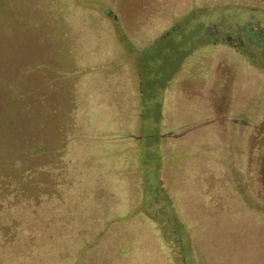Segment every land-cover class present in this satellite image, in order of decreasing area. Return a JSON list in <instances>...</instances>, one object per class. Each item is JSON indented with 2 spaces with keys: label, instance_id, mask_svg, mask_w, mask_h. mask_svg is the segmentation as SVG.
Instances as JSON below:
<instances>
[{
  "label": "rangeland",
  "instance_id": "rangeland-1",
  "mask_svg": "<svg viewBox=\"0 0 264 264\" xmlns=\"http://www.w3.org/2000/svg\"><path fill=\"white\" fill-rule=\"evenodd\" d=\"M6 1H15L22 19L24 61L19 72L4 66L0 147L39 166L40 192L52 188L37 211L59 235L54 248L95 241L82 260L111 264H264V126L257 130L264 103L240 114L239 69L227 64L243 63L212 45L215 37H264V0ZM82 26L93 35L86 43ZM117 59L123 68L105 84L99 65ZM256 67L242 73L264 85ZM76 130L137 139L110 150L101 142L86 151L87 139L70 144L65 162L51 165L56 174L45 171L46 159L27 153ZM109 155L115 159L74 167L76 159ZM104 207L110 219L101 223Z\"/></svg>",
  "mask_w": 264,
  "mask_h": 264
},
{
  "label": "trees",
  "instance_id": "trees-1",
  "mask_svg": "<svg viewBox=\"0 0 264 264\" xmlns=\"http://www.w3.org/2000/svg\"><path fill=\"white\" fill-rule=\"evenodd\" d=\"M24 1V0H23ZM17 6L20 0H16ZM28 3H25L28 7L33 5L34 0H28ZM14 2H7L6 0H0V83L3 84L5 81L6 72L4 66H11V70L18 71V66L23 63L24 55L19 51L18 48V34H21V17L18 15V7L13 9ZM244 4V3H243ZM245 5V4H244ZM11 11L7 13L8 18L4 19L5 11ZM27 14V13H26ZM24 14V19L26 18ZM50 18L54 17L55 13L52 14ZM2 16V18H1ZM84 28V26H82ZM26 30L28 26L26 25ZM86 30V31H85ZM82 35L80 40H84L85 43L93 38V35L90 33L89 27L81 30ZM57 35V33L55 32ZM57 37L56 40L57 41ZM25 47H29V44H21ZM85 44H83L84 46ZM89 46V44H87ZM186 56V54H185ZM123 62L120 59L115 60L114 62H104L102 65H99L100 69L103 72L108 73V76L105 77V84L109 83L112 79L113 71L123 68ZM98 70V68L96 69ZM95 70V71H96ZM19 72V71H18ZM21 75V72H20ZM20 75H17L18 79L21 78ZM232 119L231 121H240L239 119ZM230 121V120H229ZM253 124V123H252ZM263 124V125H262ZM250 123H247V126H250ZM253 126V125H251ZM264 126V118L261 124H258L257 130ZM80 131L76 130L73 133L67 135L66 139L64 137H59L58 143L50 148H45L42 144L35 143L28 150V154L31 158L43 157L47 160V164L44 167L45 171L50 170L54 174L53 166H58L59 163L65 162L64 158L67 155L66 150L70 144L84 142V139L90 141L85 148H88L86 151H91L95 149L98 145L105 149L114 148V143H127L128 146H131L132 141L137 139L136 137L131 136L130 134H124L123 132L117 133L116 135L103 137H96L88 135H81ZM259 135H263L258 133ZM109 140L111 142H109ZM93 144V146H92ZM97 145V146H96ZM127 154H131L129 150H126ZM58 154L57 156H51L52 154ZM89 156V155H88ZM114 155H109L107 157H96L90 159H76L75 168L83 166L87 161L88 166L94 165L92 161H101L103 160L110 161L114 160ZM125 159V158H122ZM56 161V162H54ZM57 161H59L57 163ZM82 161H84L82 163ZM37 167V168H36ZM39 166H34L32 164H27L25 161H22L16 150H8L3 147H0V264H111V262L104 261H93L92 258L82 260L83 250L92 248L95 243L91 240L81 242V246L76 244L68 246L66 242H59L58 245L54 248L52 239H59V235H55L52 231L49 230V224L45 222L44 215L40 214L37 211V202L41 203L45 201L48 196H54L52 188L49 186L51 192H40L42 186L38 183L37 170ZM67 167H61V170H65ZM37 169V170H36ZM123 179V178H122ZM121 179V180H122ZM123 182H117L114 184V187L117 188L119 192H122L125 186V180ZM109 190V189H108ZM104 197L103 203H109L111 199V194ZM121 198L122 194L120 195ZM45 197V199H43ZM107 198V199H106ZM113 198V197H112ZM91 197H87L84 203V207H88L91 203ZM121 210L123 211L122 217L128 211L125 208V200L121 201ZM103 206H107L104 204ZM105 209V207H104ZM135 210V209H134ZM132 210V211H134ZM100 212H105L99 210ZM88 212V211H87ZM84 213V214H87ZM109 212L102 213V222L110 219L108 214ZM87 217V215L85 216ZM89 219V217H87ZM45 222V223H44ZM37 224H44V227L37 226ZM98 236V234H96ZM66 239L63 236V232L60 234V240ZM123 247L117 249L120 252ZM68 250L67 255L65 252Z\"/></svg>",
  "mask_w": 264,
  "mask_h": 264
},
{
  "label": "flooded vegetation",
  "instance_id": "flooded-vegetation-1",
  "mask_svg": "<svg viewBox=\"0 0 264 264\" xmlns=\"http://www.w3.org/2000/svg\"><path fill=\"white\" fill-rule=\"evenodd\" d=\"M218 44L224 46L227 50H229L233 54L230 58L232 61L233 59L236 60L237 58L238 61L240 60L243 63V64H234L232 62V66H230L229 64L227 65L228 67H230V71L236 72L237 71L236 69H239L238 70L239 73H237L239 82L236 83L235 85L240 88L239 96L241 95V98L236 96L235 100L241 99L240 101L245 103L244 110H242L240 114H244V113L246 114L247 112L249 114H253L254 108L256 106V105L253 106L254 103L255 104L264 103V85L262 83H259V80L255 78V75L253 76L252 74H249L248 72L243 74L242 72L246 71L247 70L246 67L248 66H251L252 69H254L253 67L257 66L258 69H260L261 71L264 70V37L263 36L258 37L256 40L251 35H244V36L236 35L234 37L224 36L220 38L215 37L214 41L212 42V45L216 46ZM255 50L258 51L257 55H258L259 61L257 62L254 59V57H256L254 54ZM248 54H250L252 57L248 56ZM236 66H241V68H238ZM249 75L254 77L253 81L247 80L246 77H248ZM262 79L264 82V76L262 77ZM246 93L249 94V96H247ZM213 94H215V91L213 92ZM163 96L164 95H162V98H164ZM231 100L232 99H231V96L229 97V94H228V97L224 98V101L228 102V104H230ZM257 114H264V110L258 111Z\"/></svg>",
  "mask_w": 264,
  "mask_h": 264
}]
</instances>
